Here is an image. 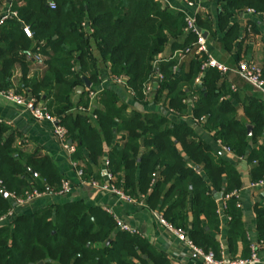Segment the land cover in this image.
<instances>
[{
  "label": "trees",
  "instance_id": "16d2710c",
  "mask_svg": "<svg viewBox=\"0 0 264 264\" xmlns=\"http://www.w3.org/2000/svg\"><path fill=\"white\" fill-rule=\"evenodd\" d=\"M18 2L10 7L16 17L0 25V91L30 95L51 116L60 118L68 141L75 144L72 159L83 181H90L94 167L99 168L107 152L108 172L116 187L132 199L145 197L147 206L172 228L183 230L196 246L218 259V243L210 236L218 228L216 197L239 189L240 175L191 126L173 123L157 113L128 112L127 104L119 103L114 91H98L97 64L109 65L111 76L123 78L125 89L138 104L146 103L144 85L156 71L163 80L155 96L166 91L170 110L185 114L190 107L185 100L196 96L191 106L193 118H205L200 123L205 131L236 156L256 164L251 170L252 181L264 175V98L241 97L225 83L218 87L221 76L215 69L207 70L196 86L194 80L206 59L204 54L195 52L187 64L174 58L154 66L169 40L186 34L187 12L183 9L164 7L159 0ZM50 2L55 9L49 8ZM6 3L8 0H0V13ZM242 9L264 13V0H223L219 28L227 26ZM195 19L198 29L211 30V22L198 14ZM82 24L91 30L90 35ZM24 28L30 31V38ZM236 31L233 26L224 36L226 49L231 47ZM196 39V34L188 33L184 43L174 45V49L184 50ZM35 56L43 57L42 74L29 76ZM77 88L84 91L75 105L71 98ZM88 90L97 91L93 105L100 106L92 108L93 122L86 113L71 112L78 106L88 107ZM231 98L242 104L245 121L236 119ZM8 131L0 123V217L12 207L3 192L17 197L32 190L55 194L62 180L47 156L26 152L21 144L16 146V138ZM84 150L91 163L85 160ZM258 206V239L264 241V205ZM226 208L231 217L228 246L233 250L235 241L243 236L240 211L233 198ZM39 263L170 264L146 240L117 231L109 215L81 203L40 209L0 226V264Z\"/></svg>",
  "mask_w": 264,
  "mask_h": 264
},
{
  "label": "crops",
  "instance_id": "0c3cea01",
  "mask_svg": "<svg viewBox=\"0 0 264 264\" xmlns=\"http://www.w3.org/2000/svg\"><path fill=\"white\" fill-rule=\"evenodd\" d=\"M165 7L180 8L188 14H198L203 19L211 22V30L201 29L207 33L206 46L208 53L216 61L231 69L227 74L218 82V87L223 83L230 87L234 93H240L243 96H252L257 99L264 98V91L255 89L249 83L241 79L236 73L235 68L239 61H246L256 63L264 66V19L258 14L248 13L246 9L239 10L228 22V25L220 29L218 26V15L221 10L223 0H196L193 8H188L182 0H159ZM14 3V2H12ZM6 3L2 12L6 11L9 5ZM19 3V2H18ZM1 12V13H2ZM236 27V37L233 40L231 47L226 49L223 44V38L231 27ZM87 35H90L91 30L87 26ZM187 33L177 39H171L166 44L162 53L158 56V63L168 62L175 58V53L179 50L174 49V45H181L184 43ZM89 42H92L90 39ZM95 54V52L93 51ZM195 55V50L187 55L182 61H188ZM43 57L31 65L29 76L41 75L43 67L41 65ZM97 71L99 72V86L98 91L111 89L116 93L119 98V103H125L128 106V112L137 111L142 114L157 113L165 115L171 122L191 126L194 128L197 136L222 160L232 165L240 175L241 187L234 191H239V197L235 200V205L238 202L240 208V221L243 231L241 239L235 241L233 250L229 249L228 243V230L231 217L229 221L224 218L218 217V228L210 232V236L218 243V259H223L224 262L233 260H245L250 256V247L256 246L257 254L262 259L264 258V241L258 239L257 233V216L255 206L263 204L264 191L251 188L250 184L254 181L251 179V170L256 166L254 163H248L245 157L236 156L234 153L230 154L223 149V145L215 140L211 133L205 131L200 123H197L192 116V107L190 106L186 113L183 115L170 110L166 102V91L162 92L160 97L155 95L152 99L145 104H138L132 99V94L119 85H115L107 79L111 76L109 65L101 67L97 64ZM19 69L16 68L15 76H19ZM84 91L83 88H77L72 95V102L76 105L80 100V95ZM230 102L235 107V116L238 121H245L243 106L240 102L231 98ZM99 108L97 104H92L91 108L86 111H81V106L76 107L71 112L73 113H86L90 117L91 122L95 119L92 108ZM60 121V118H57ZM0 123H3L9 128L8 134H13L16 138L15 145L23 146L26 152L38 151L42 155L47 156L58 172L62 179L68 181L71 185L69 193L64 195L58 194H44L31 202L15 207L13 215L9 217L2 225H10L15 218L20 215H31L37 210L44 208L55 209L69 203H81L88 209H98L109 215L115 222L118 220L130 228L138 232V237L146 240L156 250L161 252L167 257L170 264H203L201 261L191 260L188 255L186 247L180 243L176 237L170 233L159 222L160 215L151 210L145 201V197L141 196L139 200L134 202H127L119 199L115 195L108 192L97 190L77 175L78 168L76 163L70 155L58 142L53 134V124L49 121H36L21 107L13 103L5 101L0 97ZM116 124H114V128ZM122 133L117 134L114 139L115 142L119 139ZM75 145V144H74ZM83 155L87 162H90L88 153L84 150ZM83 167L82 164H79ZM98 171V172H97ZM108 172L107 152L104 153L99 168L94 167L90 181H97L104 183L107 181ZM31 183V181H29ZM216 200V211L219 210L223 203L227 206L228 201ZM264 205V204H263ZM13 206V205H12ZM109 209L111 215L106 212ZM116 230L118 228L116 227ZM121 232V231H120ZM264 264V263H260Z\"/></svg>",
  "mask_w": 264,
  "mask_h": 264
},
{
  "label": "built area",
  "instance_id": "2783aa9c",
  "mask_svg": "<svg viewBox=\"0 0 264 264\" xmlns=\"http://www.w3.org/2000/svg\"><path fill=\"white\" fill-rule=\"evenodd\" d=\"M19 0H9V3L12 2H18ZM196 0H182V2L185 4L188 8H193L195 6ZM11 5L8 6L6 11H3L0 13V25L7 20L10 17H16V13L11 11L10 9ZM49 8L55 9V4L53 2L49 3ZM246 12L258 14L264 19V13H257L251 9H246ZM186 27H185V33H194L197 35L196 41L188 48L184 50H178L175 53V58L178 59V61H182L187 55H189L192 50H195L197 54H204L206 56V59L202 63L199 74L195 78L194 83L195 85H200L202 81V77L204 73L209 69H215L220 73L221 79L227 76L228 73H230L231 69L224 66L223 64L216 61L213 57H211L208 53L207 46H206V38H203L201 33L203 32L201 29L200 32H198V28L196 26V19L194 14H188L186 15ZM85 26V24H82ZM25 35L30 38L31 33L27 28H24ZM35 59L38 60L39 57L35 56ZM158 60L154 63V66L157 67ZM175 71V69H174ZM235 73L244 81L249 83L251 86H253L255 89L264 91V66L258 65L256 63L246 62V61H239L235 68ZM163 80V76L158 73V71L154 72L149 80L144 85L143 89V96L144 101L148 102L152 99V97L157 93L159 90V86L161 81ZM107 81L119 85L126 88V84L123 78L121 77H114L110 76ZM130 93L131 91L128 90ZM0 97L3 98L5 101L13 103L14 105L21 107L25 112H27L34 120L36 121H49L53 124V134L54 137L58 140L60 145L71 155L75 151V145L74 144H68L67 139V130L66 128L59 123V120L56 117L51 116L47 110L38 103V101L30 96V95H19L14 93L13 91H0ZM88 98H89V105L86 109L80 108L81 111H86L91 108V105L96 101L97 98V91H89L88 90ZM196 101V96H189L188 99L185 100V103L192 106L193 103ZM93 119L95 118V115L92 116ZM205 121V118H200L199 120H196L197 123H202ZM223 149L232 154L233 152L227 148L223 147ZM255 164V163H254ZM77 175L81 179V171H77ZM91 187L108 192L112 195H115L121 200L127 201V202H134L135 199H132L128 195H126L123 192L122 188H118L114 184V179L111 175L107 176V181L104 183H99L97 181H84ZM251 188H257L262 191H264V175L261 179L254 181L250 184ZM0 188L2 189V185L0 182ZM71 190V185L68 181L62 179L61 180V187L59 192L55 193L58 195H64L69 193ZM45 193L38 192L36 190H32L29 192H26L23 197H17L14 194H7V197L12 202L11 209L0 217V226H3L2 224L13 215L14 206L20 207L22 205H25L32 200L41 197ZM239 197V191H233L223 197L224 201H228L229 199H238ZM220 200V199H219ZM218 201V200H217ZM263 204H264V197H263ZM236 207L240 208V204L237 202ZM226 209L225 203L222 204L221 208L216 211V214L219 218L227 219V221L230 220L229 217H227L223 211ZM106 212L111 215V212L109 209H106ZM159 222L162 226H164L170 233H172L176 239L182 243L186 249L188 250V255L191 260L194 261H201L203 264H260L264 263V258H260L257 254V248L256 246L252 245L250 247V256L248 259L245 260H233L224 262V260L216 259L214 254L211 251L205 252L200 247L196 246L192 241H190L186 235V233L181 229H175L172 228L165 220H163L161 217H158ZM115 226L118 228L119 231L130 234V235H138V232L135 229L130 228L128 225L115 220Z\"/></svg>",
  "mask_w": 264,
  "mask_h": 264
},
{
  "label": "water",
  "instance_id": "95a60500",
  "mask_svg": "<svg viewBox=\"0 0 264 264\" xmlns=\"http://www.w3.org/2000/svg\"><path fill=\"white\" fill-rule=\"evenodd\" d=\"M8 1H9V0H8ZM197 31L200 32L199 29H198ZM201 35H202L203 38H206V37H207V33H206V32H202ZM85 83H86V87H89V86H90V84H89L86 80H85ZM248 129L250 130V127H248ZM68 144H72V142L69 140V141H68ZM196 169H197V170H200L198 167H196ZM2 195H3V197H7V193H6V192H3ZM220 198H221V196L218 195V196L216 197V200H218V199H220ZM109 243H110V241L107 242V244H109ZM39 264H42V263H39Z\"/></svg>",
  "mask_w": 264,
  "mask_h": 264
}]
</instances>
